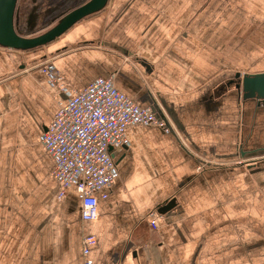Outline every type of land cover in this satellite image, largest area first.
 Listing matches in <instances>:
<instances>
[{"label":"crops","instance_id":"0c3cea01","mask_svg":"<svg viewBox=\"0 0 264 264\" xmlns=\"http://www.w3.org/2000/svg\"><path fill=\"white\" fill-rule=\"evenodd\" d=\"M258 73L264 0H110L42 49L0 48V264H85L88 235L94 264H264V105L236 89ZM98 79L170 130L127 131L87 222L42 137Z\"/></svg>","mask_w":264,"mask_h":264},{"label":"built area","instance_id":"2783aa9c","mask_svg":"<svg viewBox=\"0 0 264 264\" xmlns=\"http://www.w3.org/2000/svg\"><path fill=\"white\" fill-rule=\"evenodd\" d=\"M133 127L170 130L155 112L121 92L113 79H98L61 106L44 133L42 145L54 161L58 198L63 200L74 188L81 197L84 221L98 218L97 195H105L116 179L111 150L123 148L127 131ZM152 228L156 229L154 223ZM97 245L96 236L84 238L85 264H94L89 256Z\"/></svg>","mask_w":264,"mask_h":264},{"label":"water","instance_id":"95a60500","mask_svg":"<svg viewBox=\"0 0 264 264\" xmlns=\"http://www.w3.org/2000/svg\"><path fill=\"white\" fill-rule=\"evenodd\" d=\"M52 1L53 3L48 0H0V48L19 53L42 49L75 24L104 11L110 0ZM236 77V89L242 91L243 99L257 101L259 106L264 105V73L242 77L237 74ZM153 111L160 119L164 118L157 105ZM175 206V201L172 200L158 212L166 214Z\"/></svg>","mask_w":264,"mask_h":264},{"label":"rangeland","instance_id":"374dc122","mask_svg":"<svg viewBox=\"0 0 264 264\" xmlns=\"http://www.w3.org/2000/svg\"><path fill=\"white\" fill-rule=\"evenodd\" d=\"M242 75V74H241ZM260 158H252V159H250L249 161H247L246 160V162L245 163H249V164H251V163H253L252 161H258Z\"/></svg>","mask_w":264,"mask_h":264}]
</instances>
